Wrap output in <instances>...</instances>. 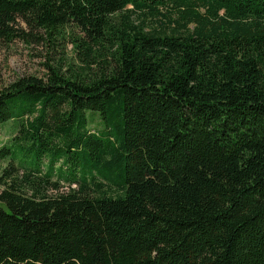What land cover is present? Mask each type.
I'll return each mask as SVG.
<instances>
[{"label":"trees","instance_id":"1","mask_svg":"<svg viewBox=\"0 0 264 264\" xmlns=\"http://www.w3.org/2000/svg\"><path fill=\"white\" fill-rule=\"evenodd\" d=\"M70 25L0 89V264H264V0H0L2 41Z\"/></svg>","mask_w":264,"mask_h":264},{"label":"rangeland","instance_id":"2","mask_svg":"<svg viewBox=\"0 0 264 264\" xmlns=\"http://www.w3.org/2000/svg\"><path fill=\"white\" fill-rule=\"evenodd\" d=\"M130 7V6H129ZM167 9L165 7L160 8V15H146L141 12H134L131 18L136 23H141L144 21L145 27L148 30L152 29H161L162 25L173 26L174 22H168L167 18L163 15L166 14ZM171 19L176 17V14L173 13L170 15ZM18 26L25 27L22 22H18ZM28 31V29H27ZM32 35L36 37H29L28 40L14 39L11 42H5L0 40V89L7 86L9 83L15 81L19 77L34 75L40 78L45 77L48 72L47 64L54 65L60 57H63V70L68 68L67 64L64 62L68 61L72 63L73 70L77 65H81L82 62L78 59L76 53L77 49L74 48L73 42L71 41L72 36L84 37V35L76 28L74 25H70L67 28L65 38L61 41L60 44H53L46 39L44 33L40 31H32ZM42 36V38H41ZM96 46H93V48ZM11 121H6L2 124V129L0 130V146L3 144H8L10 138L15 134L11 130ZM5 125H8L4 127ZM4 127V129H3ZM101 125H98V118L95 116L93 122L90 123L89 128L91 131H99ZM26 149L16 147L17 160L22 158L25 154ZM40 152L37 150V147H32L29 149V158L34 161L35 165H39L43 170H49L51 168L50 154L44 153L40 159H37L36 156ZM10 160V155L0 158V173L6 163ZM56 166V163L54 164ZM57 167H54L53 170H56ZM53 181V180H52ZM62 188L60 190H66V182H61ZM55 190H49V193H53Z\"/></svg>","mask_w":264,"mask_h":264}]
</instances>
